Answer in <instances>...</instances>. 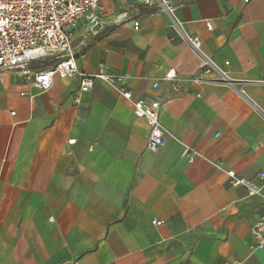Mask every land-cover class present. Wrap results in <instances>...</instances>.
Returning <instances> with one entry per match:
<instances>
[{
    "label": "crops",
    "instance_id": "0c3cea01",
    "mask_svg": "<svg viewBox=\"0 0 264 264\" xmlns=\"http://www.w3.org/2000/svg\"><path fill=\"white\" fill-rule=\"evenodd\" d=\"M171 1L247 96L187 81L201 60L167 14L103 0L108 25L99 37L85 35L84 20L73 28L78 66L94 73L105 64L135 98L161 100L166 144L148 151V124L103 81L82 94L78 77L56 78L41 91L3 73L0 264H264L250 244L264 214V0ZM122 12L129 18L117 24ZM171 67L179 90L162 79ZM189 147L198 153L191 163ZM227 170L261 191L232 185Z\"/></svg>",
    "mask_w": 264,
    "mask_h": 264
},
{
    "label": "built area",
    "instance_id": "2783aa9c",
    "mask_svg": "<svg viewBox=\"0 0 264 264\" xmlns=\"http://www.w3.org/2000/svg\"><path fill=\"white\" fill-rule=\"evenodd\" d=\"M102 1L0 0V82L3 73L13 71L22 75L39 90L48 91L53 87L56 78L76 76L80 79V93L85 94L93 89L97 81H103L121 97L133 103L135 116L144 119L149 126L146 149L157 153L167 140V132L160 120L161 100L135 98L132 89L127 85L126 78L121 74L108 72L105 64H101L99 70L94 73L83 71L78 66L79 51L72 42L73 28L79 20H84L85 35L99 37L108 25ZM136 2L167 14L180 37L200 58L201 70L198 74L188 77L187 81L190 84L221 83L237 90L241 96H247L244 83L231 78L225 68L204 51L201 37L186 31L185 23L177 17V5L171 0H136ZM128 18V14L122 12L116 15L115 21L121 24ZM134 27L139 28L137 21ZM207 28L209 31L213 29L209 21ZM228 64L229 61H226L225 65ZM162 79L174 83V88L179 90L178 83L182 78L175 68H169ZM257 83L264 84V79H259ZM158 85L159 81L153 83L154 88ZM77 102L79 103L80 99H77ZM75 141L76 139H71L69 143L73 144ZM92 148L93 145L90 146V149ZM197 155V151L189 147L187 161L193 162ZM227 175L232 185L247 186L251 195L261 191V187L239 177L234 170H227ZM260 175L264 178V171ZM152 223L160 226L164 222L154 219ZM250 239L253 250L264 251V214L260 215L251 226Z\"/></svg>",
    "mask_w": 264,
    "mask_h": 264
}]
</instances>
